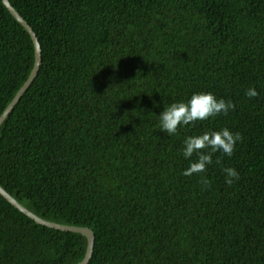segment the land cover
<instances>
[{"label": "trees", "instance_id": "obj_1", "mask_svg": "<svg viewBox=\"0 0 264 264\" xmlns=\"http://www.w3.org/2000/svg\"><path fill=\"white\" fill-rule=\"evenodd\" d=\"M9 1L42 64L0 126V185L45 220L90 228L89 264H264V0ZM34 63L0 0V116ZM201 92L235 110L160 131L165 107ZM225 127L242 140L215 154L209 185L184 176V138ZM86 249L0 195V264H78Z\"/></svg>", "mask_w": 264, "mask_h": 264}, {"label": "clouds", "instance_id": "obj_2", "mask_svg": "<svg viewBox=\"0 0 264 264\" xmlns=\"http://www.w3.org/2000/svg\"><path fill=\"white\" fill-rule=\"evenodd\" d=\"M245 95L252 99L259 95L257 90L248 88ZM235 104L223 98H217L211 92L194 93L187 102L170 103L158 115L159 129L169 137L178 134L179 129L195 127L197 122L207 121L221 115L227 116L235 110ZM242 140L240 133H233L228 128L207 131L199 135H189L183 140L182 155L189 161V166L183 170L184 176H200L205 187L209 181L204 174L208 168L215 164H221L220 159L214 161L215 154L220 153L225 157H232L238 142ZM195 157V159H193ZM225 183L231 187L240 180V174L234 167H222Z\"/></svg>", "mask_w": 264, "mask_h": 264}, {"label": "water", "instance_id": "obj_3", "mask_svg": "<svg viewBox=\"0 0 264 264\" xmlns=\"http://www.w3.org/2000/svg\"><path fill=\"white\" fill-rule=\"evenodd\" d=\"M1 1L4 4V6L8 9V11L13 15V17L20 24H22L25 27V29L29 32L32 38L33 44H34V48H35V63H34V67L32 69V72L28 80L21 87V89L18 91L14 99L11 101V103L4 110L3 114L0 116V126L5 121V119L9 116V114L14 109V107L18 104V102L20 101L22 96L25 94V92L28 90V88L31 86V84L37 77L41 64H42V50H41V45L38 41L36 33L33 31L32 27L28 24V22L13 8L9 0H1ZM0 195L4 197L19 212L23 213L25 216L33 220L38 225L51 228V229H55L58 231H62V232H72V233H78V234L83 235L87 239V249H86V254H85L84 259L78 264H89L92 258V255H93L94 244H95V235H94V232L90 228L62 225V224H58V223L45 220L37 216L36 214H34L32 211H30L25 206H23L10 193H8L1 185H0Z\"/></svg>", "mask_w": 264, "mask_h": 264}]
</instances>
